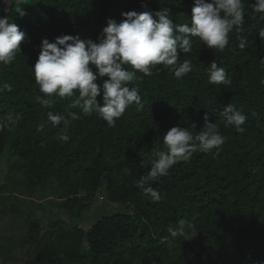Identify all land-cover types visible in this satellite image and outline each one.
Returning <instances> with one entry per match:
<instances>
[{"label": "trees", "instance_id": "trees-1", "mask_svg": "<svg viewBox=\"0 0 264 264\" xmlns=\"http://www.w3.org/2000/svg\"><path fill=\"white\" fill-rule=\"evenodd\" d=\"M242 2L243 22L224 50L192 37L190 53L178 50V63L192 62L186 76L177 78L164 65L150 76L137 72L128 86L138 88L141 103L133 102L110 127L72 107L75 97H53L50 107L36 102L43 94L32 69L42 41L78 35L96 42L109 19L119 23L129 11L167 8L174 23L190 25L193 0H0V17L25 33L14 61L0 63V85L12 88L0 93V159L7 154L0 214H8L12 230L17 220L24 225L16 242L11 230V237H0V264H264V19L249 7L255 0ZM213 60L230 85L208 82ZM97 100L102 106V97ZM230 103L247 117L243 132L225 127L221 113ZM49 111L64 115L67 127L51 124ZM205 116L225 143L210 152L197 148L150 181L159 201L145 196L136 182L155 152L166 150L163 135L177 125L195 135ZM100 196L118 212L103 208L82 227L83 214ZM36 198L39 216L24 209ZM180 221L192 227L173 240L168 228Z\"/></svg>", "mask_w": 264, "mask_h": 264}, {"label": "clouds", "instance_id": "clouds-1", "mask_svg": "<svg viewBox=\"0 0 264 264\" xmlns=\"http://www.w3.org/2000/svg\"><path fill=\"white\" fill-rule=\"evenodd\" d=\"M249 7L254 13L262 14L260 18L264 19V0H255ZM191 12L190 25L174 23L167 8L154 14L129 11L122 13L119 23L109 19L96 42L82 40L78 35H61L53 42L44 39L32 69L39 93L43 94L36 96V102L42 107H50L53 97H75L72 107L80 108L82 115L95 113L108 126L114 127L128 106L133 102L141 103L138 88L128 86L136 79L137 72L150 76L154 66L164 65L170 67L175 77L186 76L193 71L192 62L185 59L178 63V50L190 53L192 37L198 38L208 49L224 50L229 44V33L243 22L245 7L242 0H193ZM259 36L264 39V30ZM24 39L25 33L14 22L7 16L0 17V63L11 64L17 52H21ZM247 43V38L242 37L238 47L244 49ZM261 63L264 64V59ZM206 71L210 84L228 86L232 83L225 69L218 67L215 60ZM98 79H103V83L98 84ZM5 90L12 91L11 85L2 83L0 93ZM97 97H102V106ZM221 115L225 127L244 131L242 125L247 117L231 103L223 107ZM68 116L73 120L80 118L76 113H68ZM47 119L53 125L64 122L67 127L68 121L62 114L49 111ZM191 127L195 129L197 125L192 123ZM60 139L67 140L68 137L61 135ZM225 139L207 116L195 135L185 127H172L161 139L166 150L155 152L156 159L150 170L136 186L145 196L159 201L160 194L149 185L150 181L157 182L168 175L173 166L188 161L197 148L204 152L218 150ZM191 227L180 221L177 227L168 228L170 238L174 240L185 235L186 228Z\"/></svg>", "mask_w": 264, "mask_h": 264}, {"label": "rangeland", "instance_id": "rangeland-1", "mask_svg": "<svg viewBox=\"0 0 264 264\" xmlns=\"http://www.w3.org/2000/svg\"><path fill=\"white\" fill-rule=\"evenodd\" d=\"M6 5H7V3H6ZM6 162H7V154H6V152H4L1 159H0V184L5 181V175H6V171H7ZM20 196H21V199H24L23 194H21ZM34 200H36V202L32 201V203H35V206H32V208L29 206H25L24 209L25 210L32 209L34 214L36 216H39L40 213H39V210L37 209V207H38V204H40V201L37 198ZM103 208L107 209V212H110V213L118 212L117 210H115L117 207L110 205V204H109V206H107L105 204L104 198L100 196V197H98V199H96V201L94 203L90 204L89 213L83 214L81 226L86 227V226H89L90 224H92L93 219H95V216H97L98 213H100V212L102 213ZM14 224H15L14 230H12L11 229V220H10V217L8 216V214L7 215H1L0 214V237H11V235L14 234L13 241L16 242L18 239V236H19L18 232L21 231V229L24 225H23L22 220H17L16 223H14ZM9 230L14 231V233L10 234Z\"/></svg>", "mask_w": 264, "mask_h": 264}]
</instances>
